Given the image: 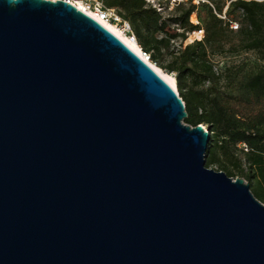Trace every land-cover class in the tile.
<instances>
[{
    "label": "water",
    "instance_id": "obj_1",
    "mask_svg": "<svg viewBox=\"0 0 264 264\" xmlns=\"http://www.w3.org/2000/svg\"><path fill=\"white\" fill-rule=\"evenodd\" d=\"M140 55L63 0H0V264H264V203Z\"/></svg>",
    "mask_w": 264,
    "mask_h": 264
},
{
    "label": "trees",
    "instance_id": "obj_2",
    "mask_svg": "<svg viewBox=\"0 0 264 264\" xmlns=\"http://www.w3.org/2000/svg\"><path fill=\"white\" fill-rule=\"evenodd\" d=\"M103 1L116 6L129 22L136 41L131 40L149 54L150 62L172 74L185 104L184 122L207 125L206 167L215 164L227 176L243 178L264 203V0H230L223 15L216 13L209 0L197 4L190 0L187 6L184 0L173 4L157 0L161 10L146 0ZM173 11H179L178 15L172 16ZM226 14L239 17L240 24ZM192 15L196 23L190 21ZM176 28L183 30L177 36L184 40L186 32L198 35L201 30L204 34L176 48L163 33ZM232 33L239 41L226 51L253 52L261 65L248 71L237 64L215 67L219 62L212 58ZM239 143H245L247 150L238 147Z\"/></svg>",
    "mask_w": 264,
    "mask_h": 264
},
{
    "label": "rangeland",
    "instance_id": "obj_3",
    "mask_svg": "<svg viewBox=\"0 0 264 264\" xmlns=\"http://www.w3.org/2000/svg\"><path fill=\"white\" fill-rule=\"evenodd\" d=\"M156 1L157 0H154L155 3H156ZM189 1L190 0H184V5L187 6ZM198 1L199 0H192V2L195 3V4H197ZM209 1L214 6L216 13L219 14V15H223L225 13L226 9H227V6H228L230 0H209ZM258 1H261V0H258ZM164 2H165V0H164ZM220 7L222 9L221 12L218 11V9ZM178 13H179V11H173L172 14L170 12V14L172 16L178 15ZM227 17L236 20L240 24L239 17H236L233 14H230L229 16L227 15ZM196 20H198V19H196L195 15H192L191 18H190V21L193 22V23H196ZM200 25H201L200 28H204V26L201 23H200ZM171 26L173 27V24H171ZM182 31H183L182 29L176 28L175 31L174 30H172V31H166L165 30L163 33L169 35L172 38L171 39L172 45L175 46L176 48H178L180 46H183V45H185V44H187L189 42H192L193 40H198V39L202 38L203 34H204V31L201 32L199 30H198V33H199L198 35H195L194 31L186 32L185 33L186 39L184 40V39L181 38V36H177V33H182ZM228 40H229L230 43L226 42L224 44L223 50H221V49L218 50L217 49L216 54L212 58L214 63L219 62V63L215 64L216 68L223 69L224 66H227L229 64H237V65L242 66V68L245 69L246 71H248V70L254 69L257 66L262 64V62L259 59H257L256 55L253 52H249V51L245 52V51L240 50L238 52L232 51L231 53H229L228 51H226V48L230 44H232V45H237L238 44L239 37L235 33H232V34L229 35ZM219 51H223V52H219ZM219 53H223V54H219ZM167 59H170V58L167 57ZM160 69L164 73H167L165 69H162V68H160ZM167 74H169V73H167ZM170 75H172V74H170ZM205 165H206V163H205ZM208 168H212V169L217 170V165H215V164L208 165ZM233 178H235V177H233Z\"/></svg>",
    "mask_w": 264,
    "mask_h": 264
},
{
    "label": "built area",
    "instance_id": "obj_4",
    "mask_svg": "<svg viewBox=\"0 0 264 264\" xmlns=\"http://www.w3.org/2000/svg\"><path fill=\"white\" fill-rule=\"evenodd\" d=\"M63 1L74 5L77 9L83 11L84 13H86L87 15L98 21L105 28L108 29L109 27H115L119 31V33L122 34L123 36L135 40L129 22L122 17L116 6H107L103 0H63ZM146 1L150 2L158 10H161V8L158 6L157 1L156 3L154 2V0H146ZM175 1H179V0H170V4H173ZM140 50H141L140 57L147 63L148 61L150 62L149 54L143 51L141 48ZM200 125H202L203 130L207 132V134L210 136V132L208 130L207 125L205 124H200ZM238 147L242 148L243 150H247L245 143H239Z\"/></svg>",
    "mask_w": 264,
    "mask_h": 264
},
{
    "label": "bare ground",
    "instance_id": "obj_5",
    "mask_svg": "<svg viewBox=\"0 0 264 264\" xmlns=\"http://www.w3.org/2000/svg\"><path fill=\"white\" fill-rule=\"evenodd\" d=\"M110 29L119 39H121L130 49H132L135 53L141 56V50L138 45H136L130 38H127L119 33V31L115 27H109ZM148 63L159 73V75L165 79L174 89H176L175 80L172 75L164 73L160 68L156 67L154 64Z\"/></svg>",
    "mask_w": 264,
    "mask_h": 264
}]
</instances>
